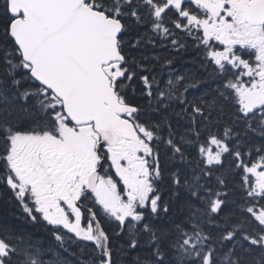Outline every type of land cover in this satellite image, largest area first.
Returning <instances> with one entry per match:
<instances>
[{
  "label": "snow or ice",
  "instance_id": "snow-or-ice-1",
  "mask_svg": "<svg viewBox=\"0 0 264 264\" xmlns=\"http://www.w3.org/2000/svg\"><path fill=\"white\" fill-rule=\"evenodd\" d=\"M0 264H264V0H0Z\"/></svg>",
  "mask_w": 264,
  "mask_h": 264
}]
</instances>
